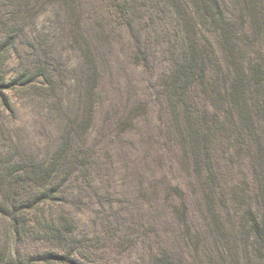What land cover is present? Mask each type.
Returning a JSON list of instances; mask_svg holds the SVG:
<instances>
[{
	"label": "rangeland",
	"instance_id": "rangeland-1",
	"mask_svg": "<svg viewBox=\"0 0 264 264\" xmlns=\"http://www.w3.org/2000/svg\"><path fill=\"white\" fill-rule=\"evenodd\" d=\"M26 1L0 0V13L9 18L4 30L13 37L4 66L9 84L3 91L13 112L3 109L0 95V198L18 190L34 200L19 206L21 236L13 221L0 213V254L20 256L26 264H67L54 254L49 261L37 260L59 244L57 234L63 230V244L80 246L86 264H152L161 247L181 258L185 247L170 214L179 201L167 199L161 187L169 181L185 189V182H193L188 177L193 174L191 161H184L179 150V118L164 94V75L170 58H176L174 32L166 22L153 26L147 18L136 21L131 36L110 14L108 0H82L85 36L98 68L92 77L82 53L84 43L80 37L79 43L70 38L64 11L46 5L37 29L34 17L22 26L18 10ZM107 27L114 29L104 31ZM145 53L148 61L143 63ZM45 66L60 69L52 84L38 73ZM92 83L96 108L86 132L81 120L86 88ZM69 128L66 155H60ZM38 163L53 170L54 199L40 196L41 203L35 205ZM7 174L20 175L21 180L8 185ZM222 176L229 184L236 178L228 169ZM193 204L198 207L195 200ZM0 209L6 212L7 204ZM26 218L35 220L33 227L24 224ZM192 222L202 223L198 211ZM70 228L77 240L68 233Z\"/></svg>",
	"mask_w": 264,
	"mask_h": 264
},
{
	"label": "trees",
	"instance_id": "trees-1",
	"mask_svg": "<svg viewBox=\"0 0 264 264\" xmlns=\"http://www.w3.org/2000/svg\"><path fill=\"white\" fill-rule=\"evenodd\" d=\"M25 5L18 10L21 24L25 26V19L34 17L35 29L46 5L64 11L70 38L74 43H79L78 37L82 39L85 64L93 70L92 77L98 73L88 35L85 36L88 31L82 19V0H27ZM108 8L117 24L131 36L136 21L148 18L153 26L158 21L166 22L177 40L172 44L176 58H170L171 67L164 75V94L179 118V150L184 161H191L193 174L188 177L193 182H185V189L178 182L161 185L167 199L179 201L170 214L177 220L178 237L185 250L176 259L170 248H158L152 264H183V258L191 264H211L217 259L219 263L215 264H264V0H108ZM8 24L9 18L0 13V95L3 109L13 112L3 94L9 84L4 66L13 43L10 32L4 30ZM113 29L103 28L109 32ZM143 57L146 63L147 53ZM41 71L39 75L49 84L60 73L58 67L45 66ZM95 90L93 83L87 85L85 117L81 120L86 132L96 108ZM60 102L63 103L61 98ZM68 125L72 126L71 122ZM71 130L60 147V155H66ZM173 158L180 161L176 154ZM70 164L69 160L67 167L72 169ZM223 169L234 172L236 178L230 184L222 176ZM34 172L36 205L42 197L44 201L54 197L50 187L53 170L38 163ZM19 176L7 174L3 178L11 185L21 180ZM156 189L154 186L153 192ZM192 199L198 203L197 208ZM33 200L18 190L0 198V204L8 207L6 212L0 209V213L13 221L19 236L23 234L19 206L25 207ZM197 211L200 226L192 222ZM34 223L31 218L24 221L28 227ZM68 233L76 239L75 230L70 228ZM64 235L63 230L58 231L59 244L41 253L37 260L49 261V255L54 254L67 264H86L78 250L80 246L63 244ZM11 263L26 261L20 256L0 254V264Z\"/></svg>",
	"mask_w": 264,
	"mask_h": 264
}]
</instances>
